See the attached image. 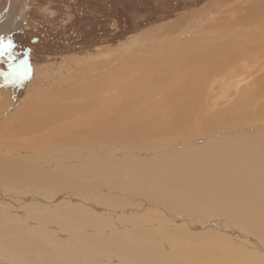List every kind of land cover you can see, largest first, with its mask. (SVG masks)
<instances>
[{
  "label": "rangeland",
  "instance_id": "374dc122",
  "mask_svg": "<svg viewBox=\"0 0 264 264\" xmlns=\"http://www.w3.org/2000/svg\"><path fill=\"white\" fill-rule=\"evenodd\" d=\"M218 1L0 0V40L29 49L25 55L12 49L0 55V92L17 110L24 96L19 86L75 85L85 79L91 60L99 71L109 55L112 68L125 61L119 68L124 81L115 92L130 85L113 122L134 129L127 137L114 131L89 141L85 132L82 138L67 134L62 123L59 136L46 141L39 132L19 139L22 134H12L11 125L2 126L0 264H264V217L236 210L244 197L235 190L211 192L214 197L195 184V176L207 173L208 180L230 172L231 190L245 185L251 187L249 201H264V53L253 54L259 59L249 53L264 52V37L237 30L250 28L249 18L256 19L249 26L264 23V0ZM250 8L263 9L261 16L246 13ZM73 73L82 75L64 84ZM82 128L102 131L98 124ZM43 145L49 155L39 149ZM201 193L206 201L216 198L213 206L221 213L202 207ZM155 203H161L158 210Z\"/></svg>",
  "mask_w": 264,
  "mask_h": 264
},
{
  "label": "bare ground",
  "instance_id": "6f19581e",
  "mask_svg": "<svg viewBox=\"0 0 264 264\" xmlns=\"http://www.w3.org/2000/svg\"><path fill=\"white\" fill-rule=\"evenodd\" d=\"M223 0H219L218 1V3L219 4H222L223 5ZM226 2V1H225ZM259 11H260V13L262 12L261 10H263V9H258ZM254 13V15H256V14H259V15H257V18H259L260 16H261V14L260 13H258V11L257 10H254L253 8H250L249 10H247V12L246 13ZM261 18H264V14L262 15V17ZM248 20H250V21H248ZM246 22H247V24H249V25H251V24H253L254 25V23L256 22V19H253V18H249ZM254 20V21H253ZM189 22V21H188ZM249 22V23H248ZM180 24V23H179ZM246 24V25H247ZM245 26V27H250V28H238L237 30L238 31H241V30H253L254 32H255V35H256V37L257 38H263L264 37V23L262 24V25H257V26ZM180 26V25H179ZM182 26V25H181ZM184 26V25H183ZM186 26V25H185ZM185 28V27H184ZM180 29V28H179ZM185 31V30H184ZM200 32V31H199ZM198 32V35L199 36H202V35H204V32H201V33H199ZM151 34V33H150ZM163 34V33H162ZM169 34V33H168ZM168 34H166V35H168ZM146 35H147V33H146ZM171 36V35H170ZM161 38V37H160ZM139 39V38H138ZM155 39V38H154ZM162 39V38H161ZM160 40V39H159ZM232 40V39H231ZM157 42V41H156ZM140 43V42H139ZM138 44V43H137ZM141 44V43H140ZM255 47H256V45H255ZM254 47V48H255ZM137 48V47H136ZM135 48V49H136ZM134 49V48H133ZM122 50V49H121ZM136 50H138V48L136 49ZM139 50H140V48H139ZM109 51V50H108ZM108 51H103V53H105V54H108ZM124 52H126V51H124ZM241 52V51H240ZM239 52V53H240ZM102 53V52H101ZM143 53H144V51H143ZM198 53H200V51H197L196 52V55L198 54ZM228 53V52H227ZM249 53L251 54V55H253V54H259V55H262L264 52L262 51V50H258V49H251L250 51H249ZM105 54H103V55H105ZM123 55V54H122ZM238 55H240V54H238ZM259 55H253L255 58H257V59H259L261 56H259ZM100 56H102V54L100 55ZM100 56H99V59H100ZM106 56H108V57H106ZM105 57L106 58H103L102 57V59H101V63L100 64H102V66H101V70H97V68H98V65L99 64H97L96 66H93V63H94V61L93 60H91V62H89V64L88 65H86V67L84 68V70H86L88 73H87V75H86V77H85V79H83V80H81V81H79L77 84H75V85H73L72 83L68 86V87H65V88H63V85L62 84H60V83H58V84H55L56 85V88L55 89H52V86H51V84H50V86H48V87H46V88H39V89H37V88H33L34 86H37L38 84H33V83H31V84H33V85H30V84H28V85H24V86H19L20 87V90H19V95H24L23 96V99H20L21 101H19L21 104H23V106H21L20 107V109L19 110H17V108H16V106L14 105V103L13 102H11L10 101V98H8L7 96H5L3 93H2V91L0 92V105H5V104H8V105H5V107H2V106H0V108H4V110L3 111H0V136L2 137L3 136V130H1V128H2V126H4V125H11V128H12V130H11V133L12 134H22V136L19 138V139H21V138H25V137H30V134L32 135V133H38L39 132V134H40V137H39V140H41V139H45L46 141H52V137H54V136H56V138H57V136H59V133H60V127H61V125H62V123H64L65 124V126H66V130H67V134H72V137H74V135H76V136H82V132H85V134L86 135H88L90 138H89V141H90V139H93V137L95 136V139H96V136H97V133L99 134V135H109L110 134V132L112 133V134H114V131H117V132H120V133H122L123 135H125V137H127L126 136V134H130V133H132V132H134V129H129L128 128V126H126V124H125V126L123 125H121L122 127H120V126H117V124H116V122H113V118L115 117V115H113V112L115 111V109H116V107L117 108H119V105L121 104V105H123V102H125L127 99H128V89L129 88H127L128 86H130L129 84H128V86L126 85V87L124 86V89L122 90V91H120V89L118 90V92H115V91H117V89H118V86L116 87L115 85H117V84H121V82L122 81H124V79L123 78H121L120 77V73H121V71H120V69L119 68H121V66H123L124 64H125V61L124 60H122V61H124L121 65H119V67H114V68H112V65H113V62H110V57L111 56H109V55H106ZM113 56V55H112ZM118 57L120 56L119 54L117 55ZM116 56V57H117ZM124 56V55H123ZM201 56H203V54H201ZM235 57V56H234ZM114 58V57H113ZM123 58V57H122ZM230 59V58H229ZM232 59H233V57H232ZM235 59H236V57H235ZM86 61V60H85ZM97 61V60H96ZM126 61H128V59H126ZM165 61V60H164ZM236 61V60H235ZM257 61V60H256ZM98 62V61H97ZM156 62V61H155ZM173 62V61H172ZM220 62V61H219ZM86 63H87V61H86ZM116 63V62H115ZM152 63H154V62H152ZM161 63H164V62H161ZM175 63V62H174ZM83 64V63H82ZM81 64V65H82ZM85 64V63H84ZM155 64V63H154ZM168 64V63H167ZM228 63H226V65H227ZM150 65V64H149ZM178 65H179V63H178ZM177 65V66H178ZM230 65V64H229ZM85 66V65H84ZM100 66V65H99ZM173 66V65H172ZM80 67H82V66H80ZM152 67V66H151ZM156 67V66H155ZM159 67V66H158ZM161 67V66H160ZM216 67H217V65H216ZM232 67H233V65H232ZM92 68L94 69V70H97V71H94L93 72V70H92ZM142 67H139L138 69H141ZM90 69H91V71H90ZM142 69H144L145 70V68H142ZM147 69V68H146ZM155 69V68H154ZM153 69V70H154ZM128 69H125V68H122V72H124V74L125 75H127L128 76V71H127ZM152 70V71H153ZM157 70V69H156ZM232 70V69H231ZM163 71V70H162ZM165 72V71H164ZM159 73H161V72H159ZM208 73V72H207ZM137 74V73H136ZM76 75V76H75ZM81 75L82 74H76V73H73L72 75H70L71 76V78H69V79H67V81L64 83V84H67V83H69V82H73V81H75V80H78L80 77H81ZM155 75H159V74H156L155 73ZM155 75H153L154 77H155ZM72 76H74L73 78H72ZM76 77V78H75ZM160 77V76H159ZM134 78V77H133ZM139 78V77H138ZM156 78V77H155ZM161 78V77H160ZM151 79V78H150ZM157 79H158V77H157ZM167 79V78H166ZM129 80H131V79H129ZM132 81V80H131ZM135 81V80H134ZM138 80H136V82H137ZM154 81V80H153ZM158 81V80H157ZM166 82V81H165ZM167 82H170V81H168V79H167ZM211 82H215V83H217L214 79L211 81ZM149 83V82H148ZM153 83H155V82H153ZM157 83V82H156ZM137 84H139V82L137 83ZM158 84H159V82H158ZM158 84H156V85H158ZM163 84V83H162ZM134 85V84H133ZM153 85H155V84H153ZM155 85V86H156ZM33 86V87H32ZM122 86V87H123ZM213 86H215V85H213V84H211L210 86H208L207 88H212ZM21 87H23L22 89H21ZM111 87V88H110ZM158 87V86H157ZM157 87H155V88H157ZM119 88H121V87H119ZM154 88V89H155ZM158 88H160V86L158 87ZM157 88V89H158ZM206 88V87H205ZM122 89V88H121ZM206 90H208V89H206ZM214 90V89H213ZM212 91V90H211ZM211 91H209L208 90V93L209 92H211ZM133 92H135L136 93V91H135V89H133ZM213 92V91H212ZM211 92V93H212ZM130 93V92H129ZM204 93H207V92H204ZM132 94V93H131ZM134 94V93H133ZM39 96V97H37L36 98V101L38 102L37 104H33L32 106H28V108L24 111V113H23V116H24V118L23 119H21L23 116L21 115L22 114V111H23V109H24V107H25V105L27 104V103H29V100L31 99V98H33V97H36V96ZM210 96H211V94H210ZM209 96V97H210ZM21 97V96H20ZM133 97H135V96H133ZM26 99V100H25ZM22 100H24V101H22ZM31 102V101H30ZM17 104H18V101H17ZM128 104V103H127ZM18 105H20V104H18ZM125 107V106H124ZM124 107H122V108H124ZM127 107V106H126ZM20 112V113H19ZM125 113V112H124ZM116 115H121V114H116ZM61 116H65V117H67V119H60V117ZM38 118L37 120H38V123H39V125H41V124H45V125H50L49 127H46V128H40L39 126H36V125H38V123L36 124H34L33 122H34V119L33 118ZM70 117H73V119H71ZM48 118L50 119V121H48ZM127 118V117H126ZM104 119V120H103ZM63 120V121H62ZM99 122H102V123H99ZM85 123H87V125L88 126H96L97 124L99 125V127H101V129H102V131L100 130V129H91V130H86V131H83V130H85V128H82V126L85 124ZM115 123V126H113V124ZM118 123V122H117ZM100 124H102V125H100ZM111 124V125H110ZM120 124H121V122H120ZM110 126H112V127H110ZM37 127H39V129L37 128ZM37 128V129H36ZM78 128H82V130L81 131H78V132H75V130H77ZM133 128V127H132ZM38 130V131H37ZM79 130V129H78ZM103 130H104V133H103ZM131 132H130V131ZM136 130H137V128H136ZM117 132H115V134H118ZM84 135V134H83ZM93 135V136H92ZM75 136V137H76ZM43 137V138H42ZM51 137V138H50ZM82 137H84V136H82ZM81 137V138H82ZM100 137H102V136H100ZM109 137H111V135L109 136ZM121 137V136H120ZM5 138V137H4ZM31 138V137H30ZM26 139V138H25ZM60 139V138H59ZM94 139V140H95ZM16 140V139H15ZM84 140H86V139H84ZM119 140V139H118ZM1 141H3V140H1ZM26 142H27V140H25ZM32 141V140H31ZM83 141V140H82ZM38 142V141H37ZM36 142V143H37ZM43 142V141H42ZM32 143H35V142H32ZM28 144H29V141H28ZM79 144V143H78ZM82 145H84L83 143H81ZM36 145V144H35ZM26 146V145H25ZM34 146V145H33ZM39 146H40V143H39ZM51 146V145H50ZM53 147V146H52ZM45 148V149H44ZM56 148V147H55ZM59 148H60V146H59ZM59 148H58V150H59ZM80 148H82V147H80ZM39 149H43L42 151H46L47 152V150L49 151V153H48V155L50 154V150H49V148H48V145H43V146H41ZM23 150H25L26 152H27V150L28 149H23ZM54 150V149H53ZM52 150V151H53ZM57 149L55 150V152H57L58 151ZM77 150V149H76ZM54 152V151H53ZM52 152V153H53ZM51 153V154H52ZM31 155V154H30ZM45 155H47V154H45ZM226 157V156H225ZM228 158V157H227ZM36 159V158H35ZM222 160V159H221ZM80 161V160H79ZM231 163V162H230ZM20 166V165H19ZM83 166V165H82ZM254 166V165H253ZM12 167H14V168H17L18 167V165H15V166H12ZM21 167V166H20ZM29 167V166H28ZM184 167V166H183ZM27 168V167H26ZM228 168V167H227ZM23 169V168H22ZM244 169V168H243ZM159 170H161V169H159ZM158 170V171H159ZM188 169H185V171H187ZM18 171V170H17ZM30 171V170H29ZM112 171V170H111ZM151 171H153V170H151ZM158 171H157V173L155 174V176L154 177H152V176H150V178L152 179V181L154 180H157V177L158 178H160L159 177V175H158ZM165 171V170H164ZM167 171V170H166ZM170 171V170H169ZM238 171V170H237ZM241 171V170H240ZM246 171V170H245ZM21 172V171H20ZM106 172V171H105ZM15 173V170L14 169H12V170H10L9 171V174L10 175H13ZM102 173V172H101ZM99 174V175H101V176H103L102 174ZM109 172L107 171V174H108ZM24 174V173H23ZM112 174V173H111ZM115 174V173H114ZM159 174H162L163 176H164V174L161 172H159ZM165 174H166V172H165ZM207 174V173H206ZM205 174V175H206ZM221 174V173H220ZM232 174H234V173H232ZM236 174H237V172H236ZM30 175H32V174H30ZM109 175V174H108ZM108 175H106L107 177H109ZM119 175V174H118ZM167 175V174H166ZM165 175V178L168 176H166ZM188 175V174H187ZM205 175H203V176H201V177H199V178H196V176H195V179H198L197 180V182H195V184H198V185H196V186H200L201 188H202V190L204 189V190H207V191H209L210 193L211 192H213V193H215V191H219V192H223V195H224V193H226V190L228 191L227 193H229V194H231L232 195V192L235 190V193L238 195V196H241V197H244V200H240V204H242L241 206L242 207H236L235 209L236 210H238V208L239 209H241L242 210V208H245V211H251V212H258L259 213V216H263L264 217V201L262 200V201H249V194L251 195V189H249V188H251V187H248V186H245V185H243L244 187H241L240 186V188H236L235 187V189H233V190H231L230 188L231 187H229V185L230 184H232V183H230V176H231V174H230V172H226V173H224V174H222L221 176H216V173H213L212 175H210L209 177H208V180H203V177L205 176ZM14 177H15V175H13ZM21 176V175H20ZM28 176V175H27ZM105 176V175H104ZM105 176V178H107ZM249 176V175H248ZM133 177V176H132ZM171 177V176H170ZM185 177H186V175H185ZM99 178V177H98ZM112 178V176H110V179ZM144 178V177H143ZM169 178V177H168ZM177 178H179V176H177ZM187 178V177H186ZM190 178H191V176H190ZM189 178V179H190ZM192 178H194V176H192ZM191 178V179H192ZM201 178V179H200ZM249 178V177H248ZM258 178V177H257ZM102 179H103V177H102ZM109 178H108V180H110ZM121 179V178H120ZM172 179H174L173 178V176H172ZM185 179V178H184ZM237 180H238V177L236 178ZM243 179V178H242ZM251 179V178H250ZM19 180V179H18ZM28 180V179H27ZM134 180V179H133ZM139 180V179H138ZM161 180H162V178H161ZM168 180V179H167ZM176 180H178V182L180 181V178L179 179H176ZM240 180V179H239ZM252 181H253V179H251ZM104 181H105V179H104ZM151 181V180H150ZM149 181V182H150ZM244 182H245V180H243ZM108 182V181H107ZM156 182V181H155ZM162 182H163V180H162ZM182 182V181H181ZM192 182H193V180H192ZM109 183V182H108ZM153 183V182H152ZM157 183H158V181H157ZM157 183L155 184V185H157ZM161 182L159 181V184H160ZM163 183H165V182H163ZM166 183H168L170 186H174V188L175 187H180L181 185H183V183H174V181H173V183L174 184H172V182H170V181H166ZM191 183V182H190ZM235 183V182H234ZM237 183V182H236ZM246 183V182H245ZM105 184V183H104ZM110 184V183H109ZM150 184V183H149ZM192 184H194V183H192ZM192 184L190 185V186H192ZM243 184V183H242ZM106 185V184H105ZM184 185H186V184H184ZM124 186V185H123ZM158 186V185H157ZM188 186V185H187ZM252 186V185H251ZM152 188H153V186H151ZM151 187H149V188H151ZM181 187H184V186H181ZM180 187V188H181ZM189 187V186H188ZM194 187V189L193 188H191V189H193V191L195 190H197L198 189V187H196L195 188V186H193ZM121 188H122V186H121ZM158 188V187H157ZM165 188V187H164ZM171 188V187H170ZM200 188V189H201ZM123 189V191L126 189V186H125V188L123 187L122 188ZM161 189H163V187L161 188ZM111 190V189H110ZM159 190V189H158ZM180 190L181 189H179V192H180ZM189 190V189H188ZM263 190H264V187H263ZM128 190H126V192H127ZM166 191V190H165ZM192 191V192H193ZM200 190L198 189V191H196V192H194L195 194L198 192V194L200 193L199 192ZM206 191V192H207ZM253 191V190H252ZM102 192V191H101ZM111 192H113L112 190H111ZM157 192L159 193V194H162L161 193V191H157V189H156V194H157ZM189 193H191L190 194V196L192 195V192L191 191H188ZM128 193V192H127ZM151 193V192H150ZM171 192H169L168 194H170ZM187 193V192H186ZM203 193V192H202ZM202 193L200 194V197L202 196ZM213 193H211V194H213ZM125 194V193H124ZM165 194V193H164ZM173 194H175V193H173ZM180 194H182V193H180ZM195 194H194V198H196L195 200H197V197H199V196H196L195 197ZM207 194V193H206ZM206 194H204V196L206 195ZM209 194V193H208ZM197 195V194H196ZM214 195V194H213ZM179 196V195H178ZM177 196V197H178ZM207 196V195H206ZM209 196V195H208ZM228 196V195H227ZM158 197V196H157ZM162 197H163V195H162ZM181 197V196H180ZM186 197V196H185ZM193 197V196H192ZM192 197H191V199H192ZM213 197V196H212ZM214 197H216L215 195H214ZM32 198V197H31ZM63 198V197H62ZM164 198V197H163ZM162 198V199H163ZM167 198V197H166ZM207 198V197H206ZM223 198V197H222ZM226 197L224 196V199H225ZM236 198V197H235ZM245 198L246 199H248V200H246L245 201ZM129 199V198H128ZM177 199V198H176ZM188 199H190V198H188ZM190 199V200H191ZM202 199V200H201ZM214 198H212V200H213ZM219 199V198H218ZM255 199V198H254ZM175 201V199H174V197H173V199H171V201ZM178 200V199H177ZM201 200V201H200ZM200 202L201 203H203V204H200V205H202V207H204V208H206L207 210H211V209H208V208H213V213H221L220 211H218L219 209H222L221 207H217V208H215L214 206L216 205L217 206V199L215 198L214 199V201H206L205 200V197H201L200 198ZM205 200V201H204ZM207 200H209V197H208V199ZM233 200V199H232ZM2 201V200H1ZM119 201V200H118ZM153 201V200H152ZM187 201H189V200H187ZM193 201V200H192ZM221 201V200H220ZM223 201V200H222ZM229 201H230V199H229ZM228 201V202H229ZM180 202L181 203H183V201H181L180 200ZM191 202V201H190ZM194 202H196V201H194ZM227 202V203H228ZM176 203V202H175ZM224 204L226 203V202H223ZM231 203L232 202H230V204H228L229 205V207H231L230 205H231ZM234 203V202H233ZM233 203H232V205H233ZM156 204V203H155ZM158 204V203H157ZM156 204V205H157ZM161 204V203H160ZM160 204H158L156 207H158L157 208V210L159 209V207H161V205ZM192 204V203H191ZM1 205V204H0ZM32 205V204H31ZM160 205V206H159ZM196 205V204H195ZM198 205V207H199V204H197ZM204 205V206H203ZM214 205V206H213ZM182 206V205H181ZM184 206V205H183ZM220 206V205H219ZM222 206H224V205H222ZM236 205L234 204V207H235ZM4 207V206H3ZM185 207V206H184ZM190 207V206H189ZM228 207V208H229ZM215 208V209H214ZM225 209H226V205H225V207H224ZM223 208V209H224ZM227 208V209H228ZM5 209V208H4ZM155 209L156 208H154V211H155ZM218 209V210H217ZM226 209V210H227ZM235 209H234V211H235ZM226 210H222V212L224 213V212H226ZM232 211H233V208L231 209ZM231 210H229V211H231ZM1 211V210H0ZM228 211V212H229ZM4 212V211H3ZM57 212V211H56ZM229 213H231V212H229ZM52 214V213H51ZM228 214V213H227ZM226 214V215H227ZM237 214V211H235L233 214H231L230 216L231 217H233V216H235ZM6 215H8V214H6ZM224 215H225V213H224ZM233 215V216H232ZM222 216V215H221ZM229 216V215H228ZM18 218H19V216H18ZM25 219V218H24ZM23 220V219H22ZM72 220V219H71ZM262 220H264V219H262ZM17 221V220H16ZM27 225V224H26ZM212 226V225H211ZM26 227H28V226H26ZM210 227V226H209ZM10 230V229H9ZM15 236V235H14ZM48 238V237H47ZM55 242H56V240H55ZM68 242V241H67ZM25 243V242H24ZM27 243V242H26ZM87 243V242H86ZM74 244V243H73ZM75 244H77V243H75ZM5 256V255H4ZM2 259V258H1ZM4 260V259H3ZM8 260V259H7ZM24 264V263H23ZM70 264V263H69Z\"/></svg>",
  "mask_w": 264,
  "mask_h": 264
},
{
  "label": "flooded vegetation",
  "instance_id": "af4514ba",
  "mask_svg": "<svg viewBox=\"0 0 264 264\" xmlns=\"http://www.w3.org/2000/svg\"><path fill=\"white\" fill-rule=\"evenodd\" d=\"M13 45V47L11 48L12 49V52L14 53V55L15 54H26V52H27V54L29 53V49H28V47L27 46H21L20 44L18 45V44H16V45H14V44H12Z\"/></svg>",
  "mask_w": 264,
  "mask_h": 264
},
{
  "label": "snow or ice",
  "instance_id": "6c2138e0",
  "mask_svg": "<svg viewBox=\"0 0 264 264\" xmlns=\"http://www.w3.org/2000/svg\"><path fill=\"white\" fill-rule=\"evenodd\" d=\"M13 47L11 41H9L8 43H4L3 40H0V55L3 54L4 51L11 49Z\"/></svg>",
  "mask_w": 264,
  "mask_h": 264
},
{
  "label": "water",
  "instance_id": "95a60500",
  "mask_svg": "<svg viewBox=\"0 0 264 264\" xmlns=\"http://www.w3.org/2000/svg\"><path fill=\"white\" fill-rule=\"evenodd\" d=\"M26 54H27V52H26Z\"/></svg>",
  "mask_w": 264,
  "mask_h": 264
}]
</instances>
